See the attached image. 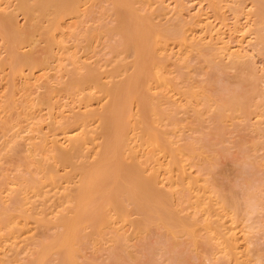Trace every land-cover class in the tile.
<instances>
[{"label": "bare ground", "instance_id": "obj_1", "mask_svg": "<svg viewBox=\"0 0 264 264\" xmlns=\"http://www.w3.org/2000/svg\"><path fill=\"white\" fill-rule=\"evenodd\" d=\"M15 1H16V3L14 4V7L12 5L13 8H11V9H7V8L4 9V8L0 7V36L2 37V40L7 44L8 56L6 58L7 61L6 60L5 61L8 65H10V69H12V74H10V75H12V78H13V76L16 77V75L17 76L21 75L22 77L24 74L26 75L27 74V73H25L26 68H28V70H29L28 75H31L32 72L36 68H40L41 70H43V69L48 68L51 65V59L55 60L54 49L52 46L56 42V40H55L57 38L56 36H59V35L65 36L66 34H69L71 37H77V33L75 31L70 30L69 32H67L64 30V23L63 22H64L65 18L69 17V16L75 17L74 15L80 16L79 14L81 11V6L85 2V0H15ZM138 1L139 0H111V2H112V13H113V15L115 14L114 22H113L114 24L112 23V25H111V22H110V24H108V25L106 24V25L101 26V28H100V26L94 28V31H98V29L100 28V30H99L100 32L105 31L107 33H115V34L117 33L120 36L117 40L115 39L114 40L115 42H113L110 46L109 50L112 53V56L110 55L111 57L109 56L105 60L107 65L110 66L107 68V70H103L99 67V61L98 60H97V63L95 65H93V63H90L87 61H83V62L78 63L77 61L79 59L77 58V56L71 55L70 57H68L71 59L72 67H70L71 66L70 62H69L70 64L68 63V65H69L68 67L67 66L62 67V68H64L63 70H65V72H66L65 75L66 74L68 75V78L66 80H63L62 83L64 84V86L61 85V87H64V89L69 88L67 90L71 89V91H68V92H72V89H74V91L77 89V90H81V91L85 92V94H83L82 97L80 95V100H83L82 103H84V101H85L87 104H84V107L82 106L83 108L81 111H78V109H77L78 112H73L70 116H69L70 113L67 115L68 112L66 114H64L67 116L63 117L64 121H62V122L57 120V118H59L58 117L59 115L57 116L55 113L54 114L55 119L53 121L54 125H52L51 122H49L48 124L49 125L51 124L52 127H54L55 129H59V131L63 132L65 139H66L65 144L62 143L61 140L58 138V136H56L54 133H53L54 137L52 136L51 138H49V136L53 135V134H50V135L47 134L48 137L47 136L42 137L39 135L40 138H42V139L37 140V142L34 141L33 143H30V144H32V149H30V155L35 156V157H32V160H35V162H37L36 163L37 167L35 166L36 171H34V169H32V173L33 172H35V173L31 174V175H27V174H30L31 171L26 172V170H25L24 171L25 173L22 172V174L27 173L26 174L27 176H25L24 174L21 175L20 177L17 176V179L20 180L22 178L24 180L19 181L20 182L19 184H18V182H15L17 184L16 186L14 185L13 182H11L13 184L10 183V185L11 186L14 185V186L9 187V182H8L7 186H8L9 196H5V197L3 196L2 197V198H6L8 200L5 199L2 202L3 203L6 202L10 206L2 208V210L0 211V239H2L4 241V238H6V236H8V235H9V237L10 236L16 237L18 234L21 235L20 233H22V232L24 233V230L29 225L30 220H33L37 224V226H39V227L40 226H45V227L47 226V227H55L56 229L58 228L57 229L58 231H56V234L53 236H51L52 235L51 232L55 233V230L52 228L50 229L51 232L48 230L51 235L48 234L49 232L47 234H48V236L50 235L51 237L49 236L50 238L48 240H46V238L43 239L45 241L42 240L40 242V244L37 245L39 247L38 248H36L37 246L35 247L36 250H33V252L36 251L35 255H32V254H34V253H32L31 254L32 257H29L30 256L29 255V256L19 258V259H23V258L27 259V261L24 259L26 261L24 264H42L43 259L45 258L44 256L46 255V253H48V251H50V250L53 251L54 248H60L62 250L61 252H63V255H62V258H61V261L59 264H83L82 261H81V263L79 262L80 261L79 260V257H80L79 254L80 253H78L79 249L77 246L79 241L82 238H83V240H84V238L86 239V236L88 239V236L94 235L96 228H99V227L103 228V226H107V225H108V227L111 226V228L113 226L116 227L117 225H114V224L118 222V220L116 222L117 217H120L121 220H123V221L126 220V222L131 221L130 223L133 224L135 226V228L138 230L146 228L150 223L157 221V222H155L156 225H158V222L164 224L167 227L166 231L168 232V230H169L172 234L173 233L177 234L179 232L180 228L186 229V227L193 226L194 224L200 225V224H202V221H204L202 224L203 225L202 227L205 228V232H206L205 234H208L207 231L209 232V230L206 231V229H211V231H214V233H216V235L213 236V233L211 235V231H210L209 235H207V237L209 236L208 239L204 238L207 243H211L214 241L212 244V247L214 246V248H215V245H216L217 249L219 250V249H221L219 246H221L224 243L221 241V239H224L225 242L226 241L228 242L226 244L227 246H225L229 250L228 252H232L234 255L238 254L236 252V250L240 246H237V243H238L237 242V236L233 231V230H235V228L234 229L224 228L226 225L224 226V223H223L224 220L221 217H219L217 219H211L212 218V216H211L210 218H208V219L205 218V220H202V221H201V219H204V217H203L204 215L202 216L203 218L201 217V218H198L197 220L194 219L195 216L191 220H189L188 218H184L183 216L180 215L181 214L180 212L184 209L178 210L179 207L176 208L173 201H171L173 196H174V194H173L174 192L172 191V189L170 191L169 190L167 191L166 188L164 189V187H162L161 183L165 179L164 178L165 176L162 177V174H163V171L161 173L162 169H165V172L166 171L168 172L167 178L170 180L169 181L170 186L168 187V189L172 188V187L175 188V187L179 186V189L185 190L184 191L185 193L187 191L191 192V190H193L192 188H190L192 185L199 186V187L202 186V187L206 188L208 186L206 184L209 182V181H207V179L209 180V178L206 176H208V174L211 173V172H209V170L211 171V169L208 168V169L204 170V171L208 170L206 172V173H208L206 176H203V177L202 176H195L193 174L194 172H192V174L194 176L191 175L192 176L191 177L189 175V174H191V172L188 171L186 166L191 165V164L194 165L196 161L194 163L191 162L190 164H187V163L185 164V161L186 160L189 161V159L186 156L190 157V156L194 155V152L196 151V149H198V148H196L197 145L195 147L194 143L189 142L190 141L189 139H187L186 142L184 140V142H185L184 145H182V144L176 145L177 141H179V140L175 141V140H173V138L170 139L171 136L175 137V135L170 134V132H172V130L171 129L169 130L170 127L167 126V125H170L171 127L175 126L174 128H176V125L178 126L179 121H178L177 117H179V116L176 114L178 112V108L179 109L181 108L183 110L184 107L183 108L181 107L183 105V104L181 105L182 102L179 101L180 102L179 104L181 105V106H179L177 104L178 99L176 100V98H173V96L168 95V94H170L169 91H171V89L168 90L167 88L169 87V84L171 82L170 77L172 75L170 76L169 75L170 73H167L168 71L165 72L164 71L165 69H163L162 72L160 73L161 64H162L163 60L167 57V56L163 57L162 52L164 50H166V47H167L166 45H168L167 43L169 40L178 38L180 40V42H182V45H183V43H185L186 45H189L190 42H193V41H190L188 43V41L192 37H189L185 33L186 30H184V29H186L187 27L182 29L180 31V33H179V31H178V33H176V30L174 29L175 26L172 23H171V25L168 24V27L174 26V28H172V27L171 28H164V26H160V25L156 24L157 22L154 23L151 20V17L148 15L149 13L147 14V13L143 12V10H141L140 6L138 7V5H139V4L137 5ZM140 2L144 3L143 1H140ZM155 2H158V1L156 0ZM162 5H164V3H162ZM153 6L151 7V9L153 8ZM255 6H256V13L255 14H257V16H258V22H256V23L257 24L259 23L261 26V27L259 26L260 28L256 30V33H257L258 38L261 41V43L264 44V0H257ZM164 7L167 8L168 6L164 5L163 8ZM165 8H164V10H165ZM159 10H161V8ZM18 12H21L25 16L26 23L23 25L20 24V22L18 20ZM154 12L156 13V9ZM169 12H166V13H169ZM163 14L164 13H162V15ZM200 16H201V14H200ZM196 17H198V15ZM72 19H74V18H72ZM197 20L198 19H196L195 21H197ZM201 20H202V18H201ZM181 22L183 23L184 21L182 20ZM193 23H192V25H193ZM70 25L72 26V24H70ZM205 25L206 24H204V26ZM180 26H182V25L180 24L178 27H180ZM189 26H191V25H189ZM208 26L209 25L206 26V30L208 28H209V30H207L206 32L209 31L208 34H211V37L214 38L213 34L218 32L217 35H215V37L219 40V44H217V45H219V47L216 46L217 48H215V49L210 48L211 51L209 53L211 55V59L214 60L216 58V60H215L216 65H218V67L220 69L223 68L221 73L227 71V70H225V67L227 64H226V62H224L225 61L224 58H226V57H223L222 53L224 54V56H227L230 58L231 61H229L228 63H232V65L235 66L234 68L236 70H237V68L241 67L240 64H242V63L245 65L247 64V68L249 70L248 73L246 72L247 68H246V71L244 70L245 74L246 73L248 74L247 76H245V74L244 75L242 74L241 76H239V77H241L240 82H239L240 84L238 82L237 83H238V86L240 85V88H238V86H237V88H238L237 90L234 89V91H228V93L225 96L222 95L224 98L221 95L220 96L217 95L218 99H220L219 97H222L221 98L222 102L220 101L221 103L219 102L220 103L219 105L217 103L218 107H217L216 114L214 112V114L211 113L212 115L211 114L210 115L214 118L217 125L220 124V126L216 125V127H215L216 129H214V130H216V132H218V134H221V136H222L223 135L222 132H224L223 129H225L223 122L225 123V120H228V118L230 119L232 117V116L228 115V114H230V112H228V111H231V112L232 111L233 112L239 111V112L245 113L250 109L249 108L250 104L247 106L246 102H251L253 99L252 97H254V92L258 91L257 90L258 87H256L255 84H257V76L259 74L257 75L258 71L255 72L256 67L254 68V66H252L254 64L253 61H252V63H253L252 65H251L250 61H245L246 56L241 54V51H239L240 50L239 46H238L239 48L237 47V49L232 48L230 46L229 41L226 39V37L221 35V34H223L222 32H219V30L218 31L216 30L217 32H215L214 31L215 28L212 27L213 25L211 27H208ZM176 28H177V26H176ZM202 29H203V27H202ZM187 32H188V30H187ZM36 33H39L41 36H43L46 39V46H41V47L39 46L37 39H35L37 36ZM101 34H103V33H101ZM213 38H211L212 41L216 40V39L213 40ZM215 42H217V40ZM62 44H63V40L61 39L60 43H59L60 47H63ZM194 44H196V43H193V45ZM213 44H215V43H213ZM213 44H211L212 46L210 45V47H214ZM28 45L31 46L30 49L26 48ZM180 46H181V44H180ZM190 46H192V45H190ZM24 48H26L27 50H24ZM166 52H168V51H166ZM169 52H171V47H170ZM168 53H166V54H168ZM208 56L205 59H208V61L210 60L212 62L213 60L209 59L210 56L209 57ZM68 58H67V60L69 61L70 59H68ZM217 58H219V60H217ZM226 59L228 61V58H226ZM166 60H169V59L167 58ZM5 61H3V62H5ZM173 61H175V60H173ZM170 62L167 63L166 65L171 64ZM178 62L175 61V65ZM202 62H204V61H202ZM211 62H210V64H211ZM179 63H181V62H179ZM77 64H80V65H77ZM172 64H174V63H172ZM243 64H242V66H243ZM163 65H165L164 62H163ZM183 65H185V64L183 63ZM237 65L238 66L240 65V66L237 67ZM245 65H244V67H245ZM61 66H62V64H61ZM165 66H163V67H165ZM244 67H243V69H244ZM241 68H239V71ZM163 72H165V73H163ZM166 73L169 75L168 78L164 76V74L166 75ZM242 73H243V71H242ZM33 74H34V72H33ZM236 75L238 76L239 73L236 72ZM179 76H181V72H180ZM183 76H185V75L183 74ZM174 78L176 79V81H178L177 80L178 77L176 78L174 76ZM188 79H189V77H188ZM191 81L193 82L194 80H191ZM46 82H49V81H46ZM185 82H187V81H185ZM192 82H191V86L194 85V83H192ZM245 82H246V84L247 83H249V85L251 84V86L249 88L241 87V84L242 83L245 84ZM179 83H184V81L179 82ZM187 83L190 84L189 81ZM246 84H245V86H249ZM176 85H177V83H176ZM180 85H182V84H180ZM45 86L46 85H44V88H45ZM177 86H179V85H177ZM182 86L184 87L185 84H183ZM191 86H190V89H191ZM194 87H197V86L194 85ZM182 88H180V89H182ZM225 88H227V87H225ZM46 89H47V86H46ZM93 89H96L95 93H94ZM192 89H193V87H192ZM195 90H196V88H195ZM81 91L78 93H81ZM91 91H93V92H91ZM51 92H52V88H50V93H48L47 95L44 94V98L42 100L43 102H48V103H44V104L48 105L49 107L48 106L47 107L49 109H51V112H50L51 115H49V116L53 115L52 110L54 109V107L56 105L54 102L51 103V101L54 97V95H51ZM192 92H194V91H192ZM54 93H56V92H54ZM97 93H100V94L97 95ZM5 95H6V93H5ZM5 95H4V97L2 95V97L6 99ZM11 95L12 94H10V97H11ZM71 95L73 96V94H71ZM209 95L210 94H208V96ZM208 96H206V97L208 98ZM94 97H98V99H99V103H98L99 106L98 107H93V105L90 104V102H89ZM188 97L191 98L190 95ZM212 97L216 98L215 95L214 96L212 95ZM41 98H42V95L40 94V97H38V99H41ZM75 98H78V97L75 96ZM183 98L186 99L187 97L186 98L183 97ZM189 98H187V99L190 100ZM208 100L209 99H207V101ZM12 101H14V99H12ZM95 101L97 102V99ZM165 101L167 104L164 103ZM184 101H186V100H184ZM9 102L11 104V101H9ZM43 102H42V104H43ZM210 102H211V100H210ZM38 103H40V105H41V101H39ZM207 103L208 102H206V104ZM10 104L3 103V104H0V107L4 106L7 108L9 107L11 109V107L9 106ZM212 104H214V103L212 102ZM166 105H168V107H166ZM191 105H192V107H194L193 104H191ZM198 105H200V104H198ZM209 105L211 106V103ZM14 106L18 107L19 105L17 106V104H15ZM42 106H44V105H41L39 107H42ZM64 106H65V104H64ZM67 106L69 107V105H67ZM187 106H190V105L187 103ZM208 106H206V107H208ZM74 108H76V107H74ZM13 109H15V108H13ZM25 109H26V106H25ZM25 109H24V111H25ZM185 109L187 110V107H185ZM185 109H184V111H186ZM201 109H198V111ZM210 109H212V108H210ZM213 109H212V111H213ZM191 110L193 111V108ZM195 110H196V107H195ZM202 110H204V109H202ZM207 110H209V109H207ZM73 111H75V109ZM71 112H72V110H71ZM195 112L193 111V113H195ZM205 112H206V109H205ZM208 112H210V111H208ZM226 112H228V113H226ZM248 112H247V114H248ZM62 113H63V111H62ZM179 113H181V111L178 112V114ZM202 113L197 114V115L201 116V115H203ZM251 113L252 112L250 110L249 114H251ZM235 114H236V112H235ZM244 115H246V114H244ZM233 117H235V115H233ZM59 119H61V118H59ZM51 120H53V119H51ZM33 122H32V124H33ZM177 122H178V124H177ZM1 123H2V121H1ZM4 123H3V125H7ZM42 125L43 124H41V126ZM37 126H39V125L37 124ZM166 126H167V128H166ZM36 128L37 127H35V129ZM31 129H32V127H31ZM35 129H34V131L36 132ZM37 129H39V127ZM29 130H30V128H29ZM40 130H41V128H40ZM42 130H44V129H42ZM78 130H80V132H78ZM6 131H8V130H6ZM30 132H33V130H30ZM74 132H76V133H74ZM4 133H6V132H4ZM44 133H45V131H44ZM55 133L57 134V132H55ZM167 133L170 134V138H168L169 135H168V137L165 136ZM174 134H176V136L178 137L176 132H174ZM14 135L15 136L12 135L13 136L12 139L8 138L9 136L5 138V139L8 138V140H6L7 141L6 143L11 144L9 146L10 149H14V150H12V152L18 151L16 149L20 150L21 144L25 145L24 141H23V143H22V141H18V140L22 139L19 137L23 136V135H20V134H14ZM5 136H7V134H5ZM26 137H25V139H27V141H30V140L35 138V136L28 137V135H26ZM178 138H174V139H178ZM30 144H27V145H30ZM142 146H145L147 148V160L146 161H142L140 159L139 150H140V147H142ZM181 147H182V150H183V148L189 149V150H187L188 152L185 150L187 153H186V156L183 154L185 156L184 158H183V156H180V154H182V152H183L179 149ZM26 148H25V150H26ZM6 149L7 148L5 147L6 152L9 151L8 149L7 150ZM28 151H29V149H28ZM33 151H35V152L41 151V154H39V155L31 154V152L33 153ZM9 152H11V151H9ZM199 152H201V149ZM16 153H15V155H16ZM195 155H196V153H195ZM195 155H194L193 159H195ZM30 160H31V157H30ZM25 161H27V159L24 160V162ZM200 161H201V159H200ZM33 163H34V161L30 164H33ZM28 164H29V161H28ZM200 164H201V162H200ZM24 165L26 166L25 163H24ZM29 165H28V168H31V165H30V167H29ZM201 165H199V166H201ZM174 166H177V169L179 170V174L178 173L176 174V175H179V177H176L173 174V171L175 169ZM61 168H62V170H61ZM18 169L20 170V168H18ZM241 170L242 169H240V171ZM62 171H63V173H62ZM204 177H206L207 179H205ZM46 182H48V183H46ZM49 183L52 186V190H55V192L52 190H49V189L48 190L44 189L45 191L43 190L45 185L47 186V184L49 185ZM210 184H209L210 187H208V188H211L212 185H210ZM49 188H51V187H49ZM55 188H57V190ZM208 188H206V189H208ZM199 189H201V188H199ZM212 189H213V187H212ZM216 190L221 191V189H216ZM195 191H196V189H195ZM220 191H218V192H220ZM31 192L32 193L35 192V195H32ZM190 192H188L187 195L185 196V195H182L183 192L180 191L181 195L183 196V198L182 197L181 198L184 201L188 200L191 206H192V204H195V209L200 208L199 210H197L198 212H200V210H203V211L205 210V213L207 212V214H208L209 212L211 213V212L216 211V209H217L215 207L216 203L213 204V200H211L212 198L209 200H208L209 197L204 199L201 196V195H203L202 191H200V192H202L200 194L197 191H196L197 192L196 194H193L194 192L193 193L192 192L190 193ZM207 192H209V191H207ZM214 192L216 193V191H213L212 193H214ZM228 192H229V190L226 189L225 195H221L223 192L222 193H216L217 195L220 194L221 196H220L219 200H216L217 199L216 198L217 195H216L215 196L216 199L214 198V201H218L217 206L219 203L222 208L223 207L225 208L223 210L227 211V214L229 213L228 212L229 209H233L235 211H238V212H236V214H234L235 212H233L234 219H235V220L234 219L233 220L236 221L235 216L237 217V214L241 211V208L244 209V207H242L243 204L241 205L240 203H238L240 196L236 195L237 196L236 197L235 196L236 192H234L235 194L233 192H231V193H229V195H228ZM30 193L33 197L37 196V195L41 196L42 200L39 199L40 200L39 202L36 201V199L34 200L33 198H32L33 200H31ZM204 193H206V191ZM0 194H2L1 191H0ZM206 196H207V194H206ZM7 197H9V198H7ZM2 198H0V200ZM48 201H51V203H49ZM47 202H48V204H47ZM52 202H53V204H52ZM55 204L58 205L57 207H62V208L59 209L58 212L56 211L57 214H55L54 217H50V214H52L51 213L52 211L50 212V211H48V209H51V207ZM53 207H55V206H53ZM219 207L217 210H219ZM193 208H194V206H193ZM239 208H240V210H238ZM132 211L135 212V215L137 217H135V218H132L133 216L131 217ZM195 211L196 210H194V213L198 214L197 211L196 212ZM203 211H201V213ZM231 211H230V213H231ZM243 211H245V209ZM243 211H241L238 216H240L241 213H242V215H243V213L245 214V212H243ZM192 212H193V210H192ZM194 213L192 215H196ZM215 214L218 215V213H214V215ZM132 215H134V214H132ZM211 215H213V214H211ZM220 215H218V216H220ZM189 216H191V215H189ZM196 217H197V215H196ZM191 218H192V216H191ZM199 220H200V223H199ZM221 220H223V221H221ZM228 222H229V220L228 221L226 220L227 224H229ZM31 224H30V226H31ZM118 226H117V229H113V231L115 230L114 232L115 233L117 232L119 234V232L116 231V230H118ZM150 226H152V225H150ZM160 227L162 228L163 226L160 225ZM202 227H200L199 230H201ZM163 229H164V227H163ZM189 229L190 228L186 229V231ZM52 230H54V232ZM109 230H111V229H109ZM122 230H123V228H122ZM195 230H196V228H195ZM106 231L108 232L107 228H106ZM106 231L104 229V232H106ZM197 231L198 230H196L195 234L197 233ZM104 232L102 229V233H104ZM107 232H106V234H107ZM170 232L168 234L171 235ZM199 232H198V234H196L197 236L199 235ZM97 233H99V232H97ZM190 233H191V231H189V233H186V234L190 235ZM24 235H23V237H24ZM217 235L222 237V238L220 239V237H219L217 239ZM107 236H108V234H107ZM115 236H114V238L116 239ZM178 236H179V234L176 237H178ZM23 237L21 236V238H23ZM117 237H119V236H117ZM121 237L122 236H120L119 238H121ZM215 237H216V239H215ZM175 238L173 240L177 244H174L173 242H171L173 244H168L170 242V240H168V243H166L167 242L166 241L163 244L164 245L168 244L171 246L177 245L180 248L181 242L178 243L180 240L178 238H176V240H175ZM102 239H100V240H102ZM162 239H163V237H162ZM169 239H171V238H169ZM10 240L12 241L13 239H10ZM20 240L22 241L21 243H23V240L22 239H20ZM105 240H107V239H105ZM177 240H179V241H177ZM210 240H211V242H210ZM216 240H217V242H215ZM11 241L7 240V242H10V243H11ZM85 241L87 242L88 240L83 241L84 244H87ZM2 242H0V243L2 244ZM18 242H20V241H18ZM115 242H117V241H115ZM4 243H6V241ZM13 243H15V241ZM13 243H11V244H13ZM79 244H81V246L84 245L82 243H79ZM114 244H116V243H114ZM114 244H113V247H114L113 249H115ZM117 244H118V242H117ZM144 244L145 243H143L142 245L144 246ZM178 244H180V245H178ZM161 245H162V243H161ZM125 246H126V244H125ZM151 246H153V245L151 244ZM203 246H205V245H203ZM0 247H1V245H0ZM11 247L14 248L15 246H11ZM11 247H10V249H11V251H13V249ZM148 247H149V245H148ZM155 247H157V246L155 245ZM159 247H162V246H159ZM174 247H172V248H174ZM80 249L82 250V248H80ZM124 249H126V248H124ZM215 249H214V251H215ZM227 249H225V250H227ZM19 250H20V248H19ZM126 250H128V249H126ZM155 250H157V249L155 248ZM167 250L170 251V249H167ZM167 250L165 249V251H167ZM14 251H16L15 253H17L18 250L15 249ZM151 251H149V252H151ZM157 251H155V252L158 253ZM237 251H239V250H237ZM20 252H19V255H20ZM147 252H145V253H147ZM171 252L173 253V251H171ZM81 253H82V251H81ZM232 253H230L231 256H233ZM53 254H55V253H53ZM77 254H78V259H77ZM131 254L132 253L129 252V255H131ZM166 254H167V252H166ZM174 254H175V252H174ZM178 254H179V252H178ZM227 254H229V253H227ZM227 254H226V252H224L223 257H225L224 255L227 256ZM1 255H3V254H1ZM153 255H154V253H153ZM153 255H152V257H153ZM156 255H159V254H156ZM229 255L227 256L228 258H229ZM17 256H18V254H17ZM49 256H51V255H49ZM172 256H173V254H172ZM27 257H29V258H27ZM168 257H169V255H168ZM174 257H176V259L179 257L181 258V255L180 256L177 255ZM4 258H7V257L3 256V259ZM154 258H156V257H153V261L150 258V260H151L150 262H153L155 264ZM220 258H221V256H220ZM167 259H166V261H167ZM235 259L236 260L240 259V257L239 258L235 257ZM24 260H23V262H24ZM46 260H47V258H46ZM148 260H149V258H148ZM186 260L187 259H185L183 261L185 262ZM10 261H12V260H10ZM10 261H8V262H10ZM19 261H22V260H19ZM44 261H45V259H44ZM145 261H147V260H145ZM159 261H160V259H159ZM179 261H180V259H179ZM223 261H225V260H223ZM242 261H244V260H242ZM168 262H169V260H168ZM240 262H241V259H240ZM11 263L12 262H10L8 264H11ZM44 263H46V262H44ZM159 263L163 264L162 261ZM3 264H4V262H3ZM20 264H22V262ZM177 264H180V263H177ZM243 264H244V262H243Z\"/></svg>", "mask_w": 264, "mask_h": 264}, {"label": "rangeland", "instance_id": "obj_2", "mask_svg": "<svg viewBox=\"0 0 264 264\" xmlns=\"http://www.w3.org/2000/svg\"><path fill=\"white\" fill-rule=\"evenodd\" d=\"M140 1H143L144 3L140 2ZM152 1L151 0H139L137 5L139 4L138 7L140 6V8H141V10H143V12H145L147 14L149 13L148 15L151 17V20L154 23L157 22L156 24H158L160 26H164V28H171V27L174 28V26H175L174 29L176 30V33H178V31L180 33V31L182 29L187 27L186 29H184V30H186L185 33L189 37H192L188 41V43L190 41H193V42H190L189 45H186L185 43H183V45H184L183 46L182 42H180V40L178 38L177 39H171L168 41V43H167L168 45H166L167 47H166V50H164L165 52L164 51L162 52L163 57L167 56L163 60L165 65L167 63H169L172 59L175 60L176 62H178V61L181 62V63L178 62L175 65V61L172 60L170 62L171 64H168L166 66L163 65V62H162L160 73L162 72L163 69H165L164 70L165 72L168 71L167 73H170L169 74L170 76L172 75L170 77L171 82L169 84V87L167 88L168 90L171 89L172 92L169 91L170 94H168V95L173 96V98H176V100L178 99L177 104L179 106H181L182 104L184 105V106L183 105L181 106L182 108L184 107V109H185V107H187V110L185 109L186 111H184V109L182 110L180 108L181 109L180 110L178 108V112L181 111V113L178 114V112H177V114H176L179 116V117L176 116L178 118V121H179V124L177 122L178 126L176 125V128H174L175 126L171 127L170 125H167L170 127V128L168 127L169 130L170 129L172 130V132H170V134L175 135V137L171 136V138H170L169 133H167L165 136L168 137V135H169L168 138H170V139L173 138V140H175V141L179 140V141H177L176 145H180V144L184 145V143L187 141V139L190 140V141L188 140L189 142L194 143L195 147L197 145L196 148H198V149H196V151L194 152V155L196 153L195 159H193L194 155H192L190 157L186 156V153L188 152L187 150H189L187 148H183V150H182V147L179 148L181 151H183L182 154H180V156H183V158L186 156L189 159V161L188 160L185 161V164L186 163L190 164L191 162L194 163L196 161L194 165L191 164V165L186 166L188 171L191 172V174H189L190 176L195 175V176H202L203 177V176H206L208 174V173H206L208 170H206V171H204V170L208 169V168L211 169V171L209 170V172H211V173L208 174V176H206L209 178V180L206 177H204V178L207 179V181H209L208 183L209 184L211 183L210 185H212V186H211V188H208L210 186L207 183L206 185H208V186L206 188H208L209 190L202 187V186L199 187V186H195V185H192L190 187L194 191L191 190L190 188L189 189L191 190L192 193L194 192L193 194H196L197 192L200 194L203 192V195H201V196L204 199L209 197L208 198V200H209L212 198L211 200H213V204L216 203L215 207L218 209L220 204L218 203V206H217L218 201H214V198L217 195L216 193H222L223 192L221 195H225L226 189H227V190H229L228 195L231 192H233V193L236 192V194L234 193L235 196L238 195L241 197L240 191L238 189H234L232 186V183L237 178H239L242 174V172H241L242 170L240 171V169H242L241 168V161L244 158L251 157L253 162L257 165L258 171L260 169H264V44L261 43V41L259 40L258 35L256 33V30L261 27L259 23L258 24L256 23V22H258V16H257V14H255L256 13L255 4H256L257 0H164L165 2L163 0H157L158 2H155L156 0H152ZM15 3H16L15 0H0V7L4 8V9H6V8L11 9L14 7ZM162 3H164L165 6H168L167 8L164 7L165 10L163 8L164 5H162ZM12 5H13V7H12ZM152 6H153V8L151 9ZM160 8H161V10H159ZM155 9H156V13L154 12ZM165 11L166 12L170 11V12L166 13ZM162 13H164L165 15L167 14V15L166 16L164 14L162 15ZM200 14H201V16H200ZM79 15L80 16L74 15L75 17H72V16L66 17L64 22H63L64 23V30L67 32H69L70 30L75 31L77 33V37H71L69 34H66L65 36H60V35L56 36L57 37L55 39L56 42L52 46L54 49L55 60L51 59V65L46 69L41 70L40 68H36L33 71L34 74L32 72L31 75H28L29 70H28V68H26L25 69V73H27L26 75L24 74L23 77L21 75H18V76L16 75V77L13 76V78H12V75H10V74H12V69H10V65H8L6 63V61H7L6 58L8 56L7 44L2 40V37L0 36V104H3V103L10 104L9 101H11V104L9 105L11 107V109L9 107H8L9 108L8 109L7 107H4V106L0 107V116H1L0 117V185H1L0 191L2 192V194H0V198H2L3 196L4 197L9 196L8 186H7L8 182H9V187L11 186L10 185L11 182H13L14 185L16 186L17 184L15 182H18V184H19L20 183L19 181L24 180L22 178H21L22 180L17 179V176L20 177L21 175H23L25 173L24 172L25 170H26V172L31 171L30 174L26 173L27 175H31V174L35 173V172L32 173V169H34V171H36L35 166L37 167V165H36L37 162H35V160H32V157H35V156L30 155V149H32V144H30V143H33L34 141L37 142V140L42 139V138H40V136H42V137L47 136L48 137L47 134L50 135V134L54 133L56 136H58V138L61 140V142L65 144L66 139H65L63 132L59 131V129H55L54 127H52V125H54L53 121L55 119L54 114L56 113L57 116L59 115L58 117L61 119L57 118V120L62 122V121H64V118H63L64 116H67L69 113H70L69 114V116H70L73 112L81 111L82 108L84 107V104H87L85 101H84V103H82L83 100H80V95L82 97L83 94H85V92H83L81 90H77V89L75 91H74V89H72V92H68V91H71V89L67 90L69 88L64 89V87H61V85L64 86V84L62 83L63 80H66L68 78V75L67 74L65 75L66 72H65V70H63L64 68H62L64 66L68 67L69 66L68 63L69 62L71 63V59L68 57H70L71 55L77 56V58L79 59L77 61L78 63L83 62V61H87V62L93 63V65H95L97 63V60H98L99 61V67L103 70H107V68L110 67L109 65H107L105 60L110 55L112 56V53L109 50L110 46L113 42H115L114 40L115 39L117 40L120 36L117 33L116 34L115 33H107L105 31L100 32L99 30H100L101 26L106 25V24L108 25V24H110V22L112 25V23L114 22L115 14L113 15V13H112V2H111V0H85V2L81 6V11H80ZM197 15H198V17H196ZM72 18H74V19H72ZM201 18L203 21L201 20ZM196 19H198V20L195 21ZM18 20H19L20 24H22V25L26 23L25 16L21 12H18ZM182 20L184 21L183 23L181 22ZM171 23L174 26L168 27V24L171 25ZM179 23L182 26L178 27L180 25ZM192 23H193V25H192ZM70 24H72V26ZM188 24L191 25L192 27L189 26ZM204 24H206V25L204 26ZM207 25H209L208 27H211L213 25L212 27L215 28L214 29L215 32H217L218 30H219V32H222L223 34H221V35L226 37V39L229 41L230 46L232 48L237 49V47L239 46L240 48L239 47L238 48L240 50L239 49L238 50L241 51V54L246 56L245 61H250L251 65L254 63L252 66H254V68L256 67L255 72L258 71L257 75L259 74L258 75L259 77L257 76V84H255L256 87H258L257 88L258 91L256 90L257 92H254V97H252L253 99L251 102H246L247 106L250 104L249 105L250 109L248 107L247 108L249 109L248 111L250 112V110H251L252 113L249 114V112L247 111L248 112V114H247V112L242 113L239 111H235L236 112V114H235V112H233V111H232L233 113L231 111H228V112H230V114H228V115H230L232 117H233V115H235V117H233V118L231 117L230 119L228 118V120H225V123L223 122L225 129H223L224 132H222L223 130L221 131L223 134L222 136H221V134H218V132H216V130H214V129H216L215 127H216L217 123L215 122L214 118L211 115L214 114V112L216 114L217 107H218L217 103L219 105L222 102L221 101V98L223 97L222 95L225 96L228 93V91H234V89L237 90L238 88H240V85L238 86V83L240 82L241 77H239V76H241L242 74L243 75L245 74L247 64L245 65L242 63L243 66H242V64H240L242 68L239 67L240 65L239 66L237 65V67H239L241 69H240V71H239V68H237V70H236L234 68L235 66L232 65V63H228L229 61H231L230 58L227 56H224V54L222 53L223 57L228 58V61L226 58H224L225 59L224 62H226V64H227L225 67V70H227V71L221 73L223 68L220 69L218 67V65H216V61H215L216 58L214 60L211 59V55L209 53L211 51V49H215V48L219 47V45H217V44H219V40L215 37V35H217L218 32L213 34L214 38L211 37V34H208L209 31L206 32L207 30H209V28L206 30ZM98 26H100L98 31H94V28L98 27ZM176 26H177V28H176ZM202 27H203V29H202ZM187 30H188V32H187ZM101 33H103V34H101ZM36 35L37 36L35 39H37L39 46L40 47L46 46V39L43 36H41L39 33H36ZM211 38H213V40L216 39L218 43L215 42L216 40L212 41ZM61 39L63 40V44H62L63 47H60V45H59ZM193 43H196L197 45L196 44L193 45ZM213 43H215V44H213ZM180 44H181V46H180ZM211 44H213L214 47H210ZM190 45H192V46H190ZM30 47L31 46L28 45L26 48L30 49ZM170 47H171V52H169ZM26 48H24V50H27ZM166 51H168L169 53ZM166 53H168L169 55ZM207 56L209 57V59H211L213 61L211 62L210 60L208 61V59H205ZM67 58L70 60L68 61ZM167 58L169 60H166ZM217 60H219V58H217ZM3 61H5V62H3ZM202 61H204V62H202ZM252 61H253V63H252ZM210 62H211V64H210ZM172 63H174V64H172ZM183 63L185 65H183ZM61 64H62V66H61ZM80 64H77V65H80ZM244 65H245V67H244ZM163 66H165V67H163ZM70 67H72V63H71ZM243 67H244V69H243ZM242 71H243V73H242ZM165 72H163V73H165ZM180 72H181V76H179ZM236 72L239 73L238 76L236 75ZM246 72L247 73L249 72L248 68H247ZM167 73H166V75L164 74V76L168 78L169 75ZM247 73L245 74V76L248 75ZM183 74L185 76H183ZM174 76L176 78L178 77L177 78L178 81H176ZM188 77H189V79H188ZM190 79L194 80V81L192 82ZM46 81H49V82H46ZM183 81H184V83H179V82H183ZM185 81H187V82L189 81L190 84L185 82ZM191 82L194 83V85L197 87H194V85L191 86ZM176 83L179 86H177ZM180 84H182V85L185 84V86H184L185 88ZM242 84H241V87H244V88H249L251 86V84L250 85H249V83L246 84V82H245V84L249 85V86H245V84H243V85ZM44 85L47 86V89H46V86L44 88ZM190 86H191V89H190ZM237 86H238V88H237ZM179 87L180 88L183 87V88L180 89ZM192 87H193V89H192ZM225 87H227V88H225ZM50 88H52L51 95H54L51 103L54 102L56 104L54 109L52 110L53 111L52 116H49V115H51V113H50L51 109L48 108L49 107L48 105L44 104V103H48V102L42 101L44 98V94L47 95L48 93H50ZM195 88H196V90H195ZM80 91H81V93H78ZM93 91L95 93L96 89H93ZM93 91H91V92H93ZM192 91H194V92H192ZM54 92H56V93H54ZM5 93H6V95H5ZM10 94H12L11 97H10ZM40 94L42 95V98L38 99V97H40ZM71 94H73V96ZM99 94L100 93H97V95H99ZM208 94H210V95L208 96ZM2 95H3V97L5 95L6 99L3 98ZM187 95L188 96L190 95L191 98H189ZM212 95L213 96L215 95L216 98L212 97ZM217 95H219V96L221 95L222 97L218 96L220 98V99H218ZM75 96L78 98H75ZM206 96H208V98ZM183 97H185V98L187 97L190 100H188L187 98L184 99ZM12 99H14V101H12ZM96 99H97V102L95 101ZM207 99H209V100L207 101ZM184 100H186V101H184ZM210 100H211V102H210ZM39 101H41V105H44V106L39 107V106H41L40 103H38ZM179 101L182 102L181 105L179 104L180 103ZM42 102H43V104H42ZM89 102H90V104L93 105V107L99 106L98 97H94ZM206 102H208V103L206 104ZM212 102L214 104H212ZM164 103L167 104L166 101ZM187 103L190 106H187ZM210 103H211V106L213 105L212 107L209 105ZM15 104H17V106L18 105L19 106L16 107V106H14ZM64 104H65V106H64ZM191 104H193L194 107H192ZM198 104H200V105H198ZM67 105H69V107ZM168 105H166V107H168ZM25 106H26V109H25ZM206 106H208V107H206ZM74 107H76V108H74ZM195 107H196V110H195ZM13 108H15V109H13ZM192 108H193L194 112L196 111L195 113H193V111L191 110ZM201 108L204 110H202ZM210 108H212V109L214 108L213 111ZM24 109H25V111H24ZM74 109H75V111H73ZM77 109H78V111H77ZM198 109H201V110L198 111ZM205 109H206L207 113L205 112ZM207 109H209V110H207ZM71 110H72V112H71ZM62 111H63V113H62ZM201 111L202 112L204 111V112L202 113ZM208 111H210V112H208ZM200 112L203 115L198 116L197 114H201ZM228 112H226V113H228ZM66 113H67V115H64ZM244 114H246V115H244ZM51 119H53V120H51ZM1 121H2V123H1ZM32 122H33V124H32ZM49 122H51L52 125L51 124L49 125L48 124ZM3 123L7 124V125H3ZM37 124L39 126H37ZM41 124H43V125L41 126ZM167 126H166V128H167ZM217 126H220V124ZM31 127H32V129H31ZM35 127H37V128L39 127V129H37V128L35 129ZM29 128H30V130H33V132H30ZM40 128H41V130H40ZM34 129L36 130V132L34 131ZM42 129H44V130H42ZM6 130H8V131H6ZM44 131H45V133H44ZM4 132H6V133H4ZM55 132H57V134ZM76 132H74V133H76ZM78 132H80V130H78ZM174 132L177 133L179 138L176 136V134H174ZM5 134H7V136H5ZM14 134L23 135V136L19 137L22 139H20L18 141H22V143L24 141V143H25V145L21 144L20 150L16 149V150H18V151H16L17 153L15 151L12 152V150H14V149H10V147H9L11 145L10 143L9 144L6 143L7 142L6 140H8V138L12 139V137L15 136ZM54 134L50 135L49 138H51L52 136L54 137ZM26 135H28V137L35 136V138L30 140V141H27L28 138L26 137ZM6 137H8V138L5 139ZM25 137L27 139H25ZM174 138H178V139H174ZM184 140H185V142H184ZM26 143L30 144L31 146L27 145ZM5 147L11 152H9V151L6 152ZM26 147L27 148L29 147L28 148L29 151ZM25 148H26V150H25ZM200 149H201V152H199ZM15 153H16V155H15ZM31 154L39 155V154H41V151H36V152L33 151V153L31 152ZM139 155H140V159L142 161L147 160V148L145 146L140 147ZM30 157H31V160H30ZM26 159H27V161L24 162V160H26ZM200 159H201V161H200ZM28 161H29V164L32 163L33 161L35 164L34 163L30 164L31 168H28V165H29ZM200 162L202 165L200 164ZM24 163L26 164V166L24 165ZM30 165H29V167H30ZM199 165H201V166H199ZM18 168H20L21 171ZM174 168L176 170L174 169L173 174L176 177H179V175H176L177 173L179 174V170L177 169V166H174ZM61 170H62V168H61ZM162 171H163L162 177L165 176L164 181L162 180L163 182L161 183L162 187H164V189L166 188L167 191L168 190L170 191L172 189V191L174 192L173 193L174 196H173L171 201H173L176 208L177 207L180 208V209L178 208V210L184 209L180 212L181 213L180 215L183 216L184 218H188L189 220L193 219L194 216H195L194 219L197 220L198 218H201L204 215L203 216L204 219H201V221L205 220V218L208 219L211 216H212L211 219H217V218L221 217L225 221L224 222L223 220H221V221H223L224 226L226 225L224 228H228V229H234L235 228V230H233V231L236 234L237 242L239 243V244L237 243V246H240V247H238L239 249L237 248V250H239V251L236 250V252L238 254L234 255L232 252H228L229 250L225 247V246H227L226 244L228 242L227 241L225 242L224 239H221L222 237H220L218 235H217V239L220 237L221 241L224 242L221 246H219L221 249L218 250L215 244L214 245H215L216 249L214 248V246L212 247V244L214 242L213 240H212L213 242H211V240H210L211 243H207L204 238L208 239L209 236L207 237V235H209L211 229H206V231L209 230V232L207 231L208 234H205L206 233L205 228L202 227L203 226L202 224L204 221H202V224H200V225L194 224L193 226L186 227V229L190 228L187 231L184 228L183 229L180 228V230L177 234H175V233L172 234L169 230H168V232L166 231L167 227L164 224L158 222V225H156L155 222H157V221L150 223L146 228H143L144 230L143 229L138 230L135 228V226L133 224L130 223L131 221L126 222V220L123 221V220H121L120 217H117L116 222H117V220H118V222L115 224L113 223V224L117 225V226L119 225L118 230H116L119 232V234L116 232L118 235L114 232L115 230L113 231V229H117V226L115 227L112 225L113 227L111 228L110 225H109L110 227H108V225H107V226H103V228L102 227L96 228L95 234L92 235L93 237L88 236V239H87V236H86V239L84 238V240H88L87 242L85 241L87 244L83 243V241H84L83 238L79 241V243L84 244V245H82L83 247L79 243L77 245L78 249H79L78 253H80L79 254V256H80L79 262L80 263L82 261L83 264L84 263L85 264H145V263L147 264L148 262L150 264H154L153 262H150L151 261L150 258L153 261V257L157 258V259L154 258L155 264H161V263H159L161 261L163 264H172V263L173 264H177V263H180V264H238V263L240 264L241 263V264H243V262H244V264H257V261L264 260V236H257L255 238H250L248 236L247 232L245 231V226H244V220L246 218L245 214L243 213V215H242V213H241V215L238 216L240 214V212L243 211L245 208L244 209L241 208V211L237 214V217L235 216L236 221H234L235 219H234L233 212H235L234 214H236V212H238V211H235L233 209H229L228 210L229 213L227 214V211L223 210L225 208L224 207L222 208L221 206H220L221 208L219 207V210L216 209V211L211 212V213L209 212L208 214H207V212L205 213V210L204 211L200 210V212H198L197 210H199L200 208L198 209L196 207L197 209H195V204H192V206H191L188 200L184 201L182 199L183 198L182 195L186 196L187 193L190 191H187L185 193L184 192L185 190L179 189V186L175 187V188L172 187V188L168 189V187L170 186V184H169L170 180L167 178L168 172L166 171L167 172L166 173L165 169H162L161 173H162ZM22 172H24V173L22 174ZM192 172H194L193 173L194 175L192 174ZM62 173H63V171H62ZM26 174H24V175L27 176ZM13 183H11V184H13ZM46 183H48V182H46ZM13 186H11V187H13ZM49 187H51V188H49ZM212 187H213V189H212ZM199 188H201V189H199ZM44 189L45 190L46 189L52 190V186L49 183V185L48 184H47V186L45 185L43 190ZM55 189L57 190V188H55ZM195 189L197 192L195 191ZM216 189H221V191L216 190ZM179 190L183 192L182 195H181ZM210 190L212 192L216 191V193L215 192L212 193ZM52 191L55 192V190H52ZM200 191H202V192H200ZM205 191H206V193H204ZM207 191H209L210 193ZM218 191H220V192H218ZM31 193H30V195H31ZM206 194H207V196H206ZM32 195H35V192H33ZM32 195H31V200L36 199V201H38V202L40 200H42L41 196L37 195V196H34L35 197L34 198ZM221 195L220 194L217 195L216 196L217 199L216 198L215 199L219 200ZM7 198H9V197H7ZM5 199L6 198H2L0 200V202H1L0 203V208H1L0 211L2 210V208L10 206L8 203L2 202ZM6 200H8V199H6ZM51 201H48V202L51 203ZM48 202H47V204H48ZM52 204H53V202H52ZM240 204L242 205V203H240ZM53 206H55V207H53ZM53 206L51 207V209H48V211H50V212L52 211L51 212L52 214H50V217H54V215L57 214L58 210L62 208V207H57L58 206L57 204H55ZM193 206H194V208H193ZM242 207H244V206L242 205ZM192 210H193V212H192ZM194 210H196L198 214L194 213ZM238 210H240V208ZM201 211H203V212L201 213ZM230 211H231V213H230ZM243 212H245V211H243ZM193 213L196 214L197 217H196V215H192ZM214 213H218V215H220V214L221 215L218 216L217 214H215L216 215L215 216ZM132 214H134V215H132ZM132 214H131V217L133 216L132 218L137 217L135 215L134 211H132ZM211 214H213V215H211ZM189 215H191L192 218ZM226 220L227 221L229 220V222H228L229 224L226 223ZM199 223H200V220H199ZM30 224H31V226H30ZM159 224L161 226H163L164 229H163V227L161 228ZM150 225H152V226H150ZM38 227L39 226H37V224L33 220H30L29 225L25 228L26 231L24 230V233L23 232L20 233L21 235L18 234L16 236L17 238L14 236L9 237V235H8V236H6L7 239L4 238V241L2 239H0L1 240L0 242L3 241L2 244L0 243V245H1V247H0V261L2 260L1 261L2 263L0 262V264H3V262H4V264H8L10 262H12L13 264H20L22 262V264H24L27 261V259H25V258L19 259V258L29 256V255H30L29 257H32L31 256L32 253H34L32 255H35L36 251L33 252V250H36V248L39 247L37 245H39L40 242L45 238H46V240H48L51 236L56 234V231H58L57 230L58 228L56 229L55 227H47V226L46 227L40 226L39 228ZM200 227H202V229H201L202 231L199 230ZM51 228L55 230V233L51 232V230H50ZM106 228L108 229V232L106 231ZM122 228H123V230H122ZM195 228H196V230H198L196 234H198V232L200 231L199 232L200 236L199 235L197 236L195 234V232H196ZM102 229H103V232L105 229L108 236H107L106 232L102 233ZM109 229H111V230H109ZM48 230L51 232L52 235L50 234V232ZM54 230H52V231L54 232ZM189 231H191L190 235L186 234V233H189ZM97 232H99V233H97ZM169 232L171 233V235L173 237L170 234H168ZM47 233L50 234L51 236L49 235L50 236L49 237ZM212 233H213V236L216 235V233H214V231H211V235H212ZM178 234H179V236L176 237ZM23 235H24V237H23ZM21 236L23 238H21ZM114 236L116 237L117 240L114 238ZM117 236H119V237L122 236V237L119 238ZM162 237H163V239H162ZM168 237L171 239H169ZM175 237L180 240V241L177 240V241H179L178 243L181 242L180 243L181 245L178 244V245H180V248L177 245H174L176 248L174 246L168 245V244H173V243L177 244L173 240ZM104 238L107 240H105ZM176 238H175V240H176ZM10 239H13V240L11 241ZM20 239L23 240V243H21L22 241ZM100 239H102L103 241ZM215 239H216V237H215ZM7 240L11 241V243H13L15 241V243H13L14 245L11 244L10 242H7ZM168 240H170L169 243H168ZM5 241L7 244L4 243ZM18 241H20V242H18ZM43 241H45V240H43ZM115 241H117L118 244ZM165 242L168 244L164 245L163 243H165ZM171 242H173V243H171ZM215 242H217V240ZM114 243H116V244H114ZM143 243H145L144 246L142 245ZM150 243L153 246H151ZM161 243H162V245H161ZM113 244L115 246V249H113L114 248ZM125 244H126V246H125ZM148 245H149V247H148ZM155 245L157 247H155ZM158 245L162 246V247H159ZM203 245H205V246H203ZM11 246H15V247L13 248ZM10 247L13 249V251H11ZM18 247L20 248V250ZM172 247H174V248H172ZM80 248H82V250ZM124 248H126L128 250H126ZM155 248L158 251L155 250ZM15 249L18 250L17 253H15L16 252V251H14ZM165 249L166 250L170 249V251L169 250L165 251ZM214 249H215V251H214ZM225 249H227V250H225ZM61 251L62 250L60 248H54L53 251H51V250L48 251V253H46V255L44 256L45 261L43 259L42 264L44 262H46L44 264H57V263L59 264L61 261L62 255H63V252H61ZM81 251H82V253H81ZM149 251H151L152 253ZM155 251H157L158 253H156ZM171 251H173V253ZM19 252H20V255H19ZM129 252H131L132 254L129 255ZM145 252H147V253H145ZM166 252L169 255V257L166 254ZM174 252H175V254H174ZM178 252H179V254H178ZM224 252H226V254L232 253L233 256H231V254L230 255L227 254V256L229 255V258L226 255H224L225 257H223ZM53 253H55V254H53ZM153 253H154V255H153ZM1 254H3V255H1ZM17 254H18V256H17ZM156 254H159V255H156ZM172 254H173V256H172ZM49 255H51V256H49ZM152 255H153V257H152ZM177 255L178 256L181 255V258L179 257L176 259V257H174V256H177ZM3 256H5L7 258L3 259ZM220 256H221V258H220ZM29 257H27V258H29ZM235 257H237V258L240 257L241 262H240V259L236 260ZM46 258H47V260H46ZM148 258H149V260H148ZM158 258L160 259V261ZM18 259L22 260V261H19ZM77 259H78V254H77ZM166 259H167V261H166ZM179 259H180V261H179ZM185 259H187V260L184 262L183 260H185ZM222 259L225 261H223ZM10 260H12V261H10ZM23 260H24V262H23ZM145 260H147V261H145ZM168 260H169V262H168ZM242 260H244V261H242ZM8 261H10V262H8Z\"/></svg>", "mask_w": 264, "mask_h": 264}, {"label": "clouds", "instance_id": "obj_3", "mask_svg": "<svg viewBox=\"0 0 264 264\" xmlns=\"http://www.w3.org/2000/svg\"><path fill=\"white\" fill-rule=\"evenodd\" d=\"M241 168L242 174L232 186L241 193L238 203L245 208V231L250 238L264 236V169L258 171L251 157L241 161ZM257 264H264V260Z\"/></svg>", "mask_w": 264, "mask_h": 264}]
</instances>
